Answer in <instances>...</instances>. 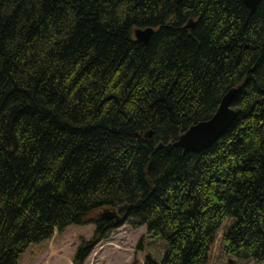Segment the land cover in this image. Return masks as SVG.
<instances>
[{
  "label": "trees",
  "instance_id": "1",
  "mask_svg": "<svg viewBox=\"0 0 264 264\" xmlns=\"http://www.w3.org/2000/svg\"><path fill=\"white\" fill-rule=\"evenodd\" d=\"M232 88L226 133L167 147ZM107 207L145 264H264V0H0V264Z\"/></svg>",
  "mask_w": 264,
  "mask_h": 264
},
{
  "label": "rangeland",
  "instance_id": "2",
  "mask_svg": "<svg viewBox=\"0 0 264 264\" xmlns=\"http://www.w3.org/2000/svg\"><path fill=\"white\" fill-rule=\"evenodd\" d=\"M105 209L119 211L104 208L89 213L86 223L70 225L63 232L56 231L48 241L30 246L19 264H75L79 246L83 239H92L97 226L95 220ZM145 230L146 226L135 228L129 221L122 222L108 238L95 245L85 264H144L142 254L135 247Z\"/></svg>",
  "mask_w": 264,
  "mask_h": 264
},
{
  "label": "water",
  "instance_id": "3",
  "mask_svg": "<svg viewBox=\"0 0 264 264\" xmlns=\"http://www.w3.org/2000/svg\"><path fill=\"white\" fill-rule=\"evenodd\" d=\"M261 0H245V3L252 10L256 9ZM189 26H193L190 24ZM155 30L152 27L145 29H137L135 31L136 38L139 42L147 45L154 35ZM237 90L231 89L222 99L221 105L217 113L207 121L199 122L191 126L184 132L176 142L167 145L168 148L180 147L185 152L187 151H202L216 142L227 130L232 126L236 112L230 107L236 96ZM152 132H149L150 136ZM103 218L114 219L121 221L117 212H105Z\"/></svg>",
  "mask_w": 264,
  "mask_h": 264
}]
</instances>
